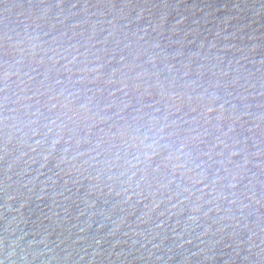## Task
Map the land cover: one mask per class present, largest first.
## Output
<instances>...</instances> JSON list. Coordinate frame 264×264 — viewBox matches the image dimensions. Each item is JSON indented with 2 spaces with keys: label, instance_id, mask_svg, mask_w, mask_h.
<instances>
[{
  "label": "water",
  "instance_id": "95a60500",
  "mask_svg": "<svg viewBox=\"0 0 264 264\" xmlns=\"http://www.w3.org/2000/svg\"><path fill=\"white\" fill-rule=\"evenodd\" d=\"M0 260L264 264V0H0Z\"/></svg>",
  "mask_w": 264,
  "mask_h": 264
},
{
  "label": "clouds",
  "instance_id": "9594fccd",
  "mask_svg": "<svg viewBox=\"0 0 264 264\" xmlns=\"http://www.w3.org/2000/svg\"><path fill=\"white\" fill-rule=\"evenodd\" d=\"M9 75H10V73H5V76H4L5 81H7ZM50 99H51V98H50ZM65 106H66V105H62V107H65ZM56 107H57L56 104H51L50 107H49V111H51L52 109H55ZM37 113H39V109H37ZM61 115H65V114H64V113H59V114H57V116H56L54 119H52L51 121H49V124H48V125H46V127H47V132L45 133L46 136H47L49 133H52L53 130H54V128H55V130H56L55 138H54V139L52 140V142H51L52 147H54V146H55L57 143H59L60 140L62 139V132H63V129L65 128V124H64V123H59V124H57V120L60 119V116H61ZM73 115H75V113H73ZM5 119H7V117H5ZM67 119H68V120H71L72 117H71V116H68ZM35 134H36V130L34 129V130H33V135H35ZM146 138H147V136H145V139H146ZM9 139H10V137H9ZM42 142H43V141H37L38 144H39V143H42ZM141 143H143V141H141ZM221 143H222V141H221ZM154 145H155V141H153L152 144H147V145H144V146H145L146 148H153V149H154ZM183 148H184V145L181 144L180 149L177 150L178 153L181 154V155L184 154L183 151H182ZM65 151H68V149L66 148ZM235 154H236L235 152L232 153V155H235ZM153 155H155V150H153L152 152H144V153H143V157H144V159H143V161H141V154L138 152V153L136 154V156L134 157V159L128 161V163H129L131 166H133V167H134L137 163H141V162H143V163H148V162L151 160V157H152ZM73 159H74V157H73ZM169 159H171V157H169ZM182 167H184L183 164H175V165H172V168H173L174 170H175V169H178V168H182ZM158 169H159V166H157V168L154 169V170H158ZM133 175H135V173H133ZM233 180H235V177H233ZM231 186L234 187L235 184L233 183ZM186 190H187V189H186ZM14 254H15V252H14V250H13V252L9 253L8 255H9V256H12V255H14ZM0 264H4L3 260H0Z\"/></svg>",
  "mask_w": 264,
  "mask_h": 264
}]
</instances>
